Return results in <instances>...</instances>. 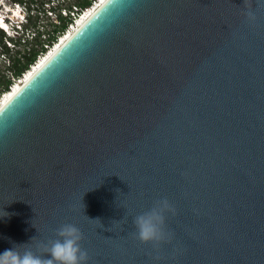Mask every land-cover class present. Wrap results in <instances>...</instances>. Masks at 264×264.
I'll use <instances>...</instances> for the list:
<instances>
[{"label":"water","instance_id":"1","mask_svg":"<svg viewBox=\"0 0 264 264\" xmlns=\"http://www.w3.org/2000/svg\"><path fill=\"white\" fill-rule=\"evenodd\" d=\"M2 109L0 252L72 224L87 264H264L257 0H108Z\"/></svg>","mask_w":264,"mask_h":264},{"label":"built area","instance_id":"2","mask_svg":"<svg viewBox=\"0 0 264 264\" xmlns=\"http://www.w3.org/2000/svg\"><path fill=\"white\" fill-rule=\"evenodd\" d=\"M11 1L12 2L7 4L4 0H0V31L3 37V40H0V59L1 61H7L6 71L7 75H9L8 79L10 80L7 88L4 90L2 89L3 91L0 92V101L7 90L11 89L16 82L22 80L25 72H27L29 68L34 67V64L40 57H44V55L51 51L69 31L74 32L78 22L84 19L90 13L91 9L99 2V0H85L87 4L81 6L79 3L66 5L65 3L70 0H39V20L35 22V24L32 25L33 28H31V26H29L30 18L31 16H36L33 12V4L21 0ZM11 3L12 7L9 6ZM58 31H60V34L56 35L53 39L54 32ZM15 35L22 37V39H20L21 41H16L14 39L16 37ZM38 37L39 40H43L42 43H39V47L41 48L39 54L36 55L34 61L20 74H14L10 69L12 63V61L10 63V59L12 60L14 54L20 51L16 46L20 43L21 45L27 46L30 40L36 42ZM7 49H14V54L10 56L6 51ZM29 50L30 48L28 51Z\"/></svg>","mask_w":264,"mask_h":264},{"label":"clouds","instance_id":"3","mask_svg":"<svg viewBox=\"0 0 264 264\" xmlns=\"http://www.w3.org/2000/svg\"><path fill=\"white\" fill-rule=\"evenodd\" d=\"M258 5H264V0H257ZM249 18H254L248 13ZM174 209L167 200H160L148 211L134 218L135 237L143 244H157L166 238L163 230L165 214ZM58 239L45 245L47 258L37 255L31 249L23 252L15 246L0 252V264H87L88 253L81 248L82 234L72 224H65L57 231ZM24 246V245H23Z\"/></svg>","mask_w":264,"mask_h":264},{"label":"bare ground","instance_id":"4","mask_svg":"<svg viewBox=\"0 0 264 264\" xmlns=\"http://www.w3.org/2000/svg\"><path fill=\"white\" fill-rule=\"evenodd\" d=\"M108 0H99V2L91 9L90 13L78 22L74 32L69 31L60 42L49 51L44 57H40L34 64V67L29 68L22 80L16 82L11 89H8L6 94L0 101V109H2L17 93L18 91L63 47L77 31L107 2Z\"/></svg>","mask_w":264,"mask_h":264},{"label":"rangeland","instance_id":"5","mask_svg":"<svg viewBox=\"0 0 264 264\" xmlns=\"http://www.w3.org/2000/svg\"><path fill=\"white\" fill-rule=\"evenodd\" d=\"M21 1H26L28 3L31 2L33 4L32 6H34L33 12L36 14V16H31L30 22H29V26H31V28H33L32 25H34L35 22H38V20H39V0H36V1L21 0ZM82 1H84V0H70V1H67L65 4L66 5H70L72 3H76L77 4V3H82ZM4 2L7 3V4H9L12 1L11 0H4ZM9 6L12 7V3ZM30 8H31V5H30ZM0 10H1V7H0ZM58 34H60V31L54 32L53 39ZM0 36H1V33H0ZM15 36L16 37L14 39L16 41H21L20 39H22V37H20L18 35H15ZM1 40H3V37L2 36H1ZM42 42H43V40H39V37H38L36 42L33 41V40H30L27 43V46L21 45V43H20L19 45L16 46V48L18 47V49H20V51H21V54L23 55V53L27 52L29 48L31 50H38V49H40L39 43H42ZM4 43H5V41H4ZM14 49H7L6 51L8 52V54L10 56H12L14 54V51H15ZM0 51H1V49H0ZM37 54H39V50L37 51ZM10 63H11V59H10ZM6 68H7V61H1V59H0V75H1L0 76V79L2 81V83L0 85V87H1L0 88V92L3 91L2 88L5 87V84L7 83V81H9V83H10V80L8 79L9 75H7Z\"/></svg>","mask_w":264,"mask_h":264},{"label":"trees","instance_id":"6","mask_svg":"<svg viewBox=\"0 0 264 264\" xmlns=\"http://www.w3.org/2000/svg\"><path fill=\"white\" fill-rule=\"evenodd\" d=\"M81 6H84L87 4V2L84 0L82 1ZM0 33L2 34V32L0 31ZM0 40H1V36H0ZM38 50H41L38 49ZM38 50H29L25 53H23V55L20 54V51H17L14 56L12 57V63L10 66V69L14 72V74H20L24 69H26L28 67V65L30 63H32L36 57L37 51ZM18 54H20L19 56H17ZM2 81L0 79V85H1ZM9 84V81H7V83L5 84V87H3L2 89H6L7 86Z\"/></svg>","mask_w":264,"mask_h":264},{"label":"snow or ice","instance_id":"7","mask_svg":"<svg viewBox=\"0 0 264 264\" xmlns=\"http://www.w3.org/2000/svg\"><path fill=\"white\" fill-rule=\"evenodd\" d=\"M0 110H5V109H0Z\"/></svg>","mask_w":264,"mask_h":264}]
</instances>
